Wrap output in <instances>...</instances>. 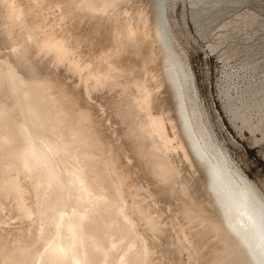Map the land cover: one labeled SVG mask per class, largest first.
Listing matches in <instances>:
<instances>
[{
	"label": "bare ground",
	"instance_id": "bare-ground-1",
	"mask_svg": "<svg viewBox=\"0 0 264 264\" xmlns=\"http://www.w3.org/2000/svg\"><path fill=\"white\" fill-rule=\"evenodd\" d=\"M16 1L21 3L18 12L24 21L20 20L18 12V18L13 12L8 15L3 8L4 1L0 0V264H171L172 260L194 251L182 240L177 225L182 227L183 233L186 226L192 227L195 224L191 222L198 220L203 223L201 226L208 227V230H199V236L209 232L214 237L208 256L211 264H264V193L257 182L235 164L220 142L217 143L197 78L184 48L176 43L168 12L180 4L184 20L203 35L212 23L251 0H149L155 13L153 37L161 57L164 80L161 79L181 141L180 152L170 154L160 149L155 138L136 130L130 133L137 156L143 160L147 175L157 187L149 191L150 200L143 196V185H139V181H129L128 172L118 158L120 154L114 147V151L111 150L112 145L106 139H101L89 119L77 110L76 113L64 110L65 104L58 110L56 99L49 94L50 80L35 69L38 41L48 42L52 49L47 46L46 50H56L51 46L54 44L49 43L54 41L48 40L53 31L47 28V33L51 31L47 36L46 31L44 34L39 31L38 41L29 37L30 32L41 29L40 20L46 17L40 19L38 14L40 20H37L36 14L30 16L24 0L23 3ZM37 7H41L39 3ZM244 8L222 25L224 29L218 32L213 46L222 47L227 57L243 50L254 66L258 58L264 59V19L259 13ZM48 15L51 16L49 12ZM59 28L57 26V30ZM250 39L255 41L250 43ZM133 70L135 68H132L134 74ZM112 80L114 84L120 79ZM134 81H126L123 86L133 88ZM244 92L235 96L226 92L224 108L232 121L241 118L243 125L254 130L253 115H258L259 121L264 119V77ZM132 99L130 93L125 92L117 102L116 118L124 123L137 114ZM109 148L111 152L105 155ZM184 163L196 173H203V183L198 181L204 189H197L206 191L207 194L200 195H208L206 198L214 213L202 209L204 202L201 203L206 199L201 201L198 197L201 203L199 199L197 203L194 201L193 196H199V192L191 196L193 199L190 197L197 189L189 190L188 195L187 179L181 181L180 178L193 179L196 173L193 170L192 177H186ZM162 181L165 184H161ZM194 186L191 188L197 185ZM177 199L182 200V204L174 211L172 206ZM159 201L167 203L174 211L172 217L178 221L163 216L164 207L157 208ZM179 214H183V220ZM187 222L190 223L187 225ZM187 227L183 234L188 239ZM168 244L173 252L168 250ZM157 248L160 256L154 257Z\"/></svg>",
	"mask_w": 264,
	"mask_h": 264
},
{
	"label": "rangeland",
	"instance_id": "rangeland-1",
	"mask_svg": "<svg viewBox=\"0 0 264 264\" xmlns=\"http://www.w3.org/2000/svg\"><path fill=\"white\" fill-rule=\"evenodd\" d=\"M3 1L1 0V2H3L2 3L3 8H6L4 9V11L8 15H10L11 12H13V14L16 13L14 16L15 17L17 16L18 18L17 12L21 8L19 7L21 6V3H19V1L16 0H12V1L3 0ZM24 1H25L24 3H26V5L30 9V16L32 14L33 17L34 14H36L34 18H36L37 20H40L42 17H46V19L51 18L50 20L49 19L46 20L45 18L44 19L42 18L40 21L42 24H44L45 27L40 23V26H42L41 27L42 30L39 28L40 30L38 29L37 31L30 32L29 37L32 36V39L35 41L37 40L36 36L38 35V32L40 31L39 34L40 33L44 34L45 31L47 33L46 30L47 28H51L50 30L56 33L55 35L52 34L53 33L52 32L50 33V37H48V40H52L55 42V43L49 42L51 44L52 43L54 44V45L51 44L49 45L56 47L54 48L56 50H50L52 49V47H49L47 45L48 42H42V41L40 42L37 40L39 47L38 48L39 57H37V63L35 64V69L37 73L39 72L38 74L40 75L42 72L41 76L44 79L50 80L49 88H48L50 91L49 94L51 95V97L53 96L52 98L54 100L56 99V103L58 104V110H62V108L60 107H63V104H65L64 106L66 105L67 106L63 107V109L65 108L64 110L69 111L70 113H73L74 110L76 113L77 110V113L80 112L79 114L83 115L85 119L87 120L89 119L91 121V124L94 125L101 139L102 140L106 139L105 141L109 142V145H112L111 147L109 146L111 150L113 149L112 151H114L115 148L116 152L120 154V156L118 155L119 156L118 158L124 164L126 172H128L127 177L129 176L128 177L129 181L130 180L131 182L132 180L137 182L139 181L138 184L143 185L142 189L143 191L145 190L144 192L142 191V193L144 194L143 196H147L146 198L150 200L151 198V196H149L150 192L155 191L157 187L153 183V181L149 178V175H147L146 167L144 166L143 160H141V157L137 156L135 147H133L134 140L130 133H132V130H136L145 133L148 137L155 138L160 149L166 153L172 154L173 152L174 153L180 152L179 148H181V141L179 139L178 131L175 126V122H173L174 121L172 117L173 111L171 110V106L169 104L170 101L168 99V96L166 95V91L164 90L165 89L164 82L162 81V79L164 80V77L162 73V63H161L160 53L157 50L158 49L157 44L154 43L155 41L153 37L154 36L153 26L155 22V13L152 9L153 5L151 1L149 0H97V1L95 0L94 1L93 0L95 3L92 0L90 1L89 0H49V2L48 0H36V3L35 0L34 1L28 0L29 2H26L27 0ZM32 1L35 6L33 5V3H31ZM21 2L23 3V0ZM38 3L39 6H41L39 8L37 7ZM84 3L86 5L88 3V5L87 6L83 5ZM93 3L94 5H92ZM31 4L33 5L34 8L32 7ZM51 5L52 7H54V9L51 7ZM12 6L14 7V10H12L13 8ZM84 6H86V8L88 7L87 10L86 8H84ZM240 6H236V8L234 9L235 12L234 10H232L235 14L231 11L229 12V14L228 13L225 14L219 20L212 23L211 26L206 29L203 35L197 33L193 24L188 23L186 20H184L182 15L183 11L180 4H178L177 7L174 8V10L168 9V12L173 25L172 26L173 31L176 34V39H175L176 43L177 45L180 44V46L184 48L183 50L186 52L188 60L197 78L199 90L202 95L206 111L209 115L210 127L212 129V132L214 133L217 143L220 142V144L226 149L230 157L233 159L235 164L250 178L255 180L259 185L260 189L264 193V119L262 121H259L258 115L254 114L251 119V122L253 125L256 124L255 127L256 129L251 130L248 126L243 125L241 118L239 119L237 118L232 121L230 113L227 112L224 108V105L226 103V98H225L226 92H228L231 96H235L237 94H242L251 85L259 84L262 77H264V65H263L264 59L258 58L257 59L258 63L255 64L254 66H251L250 65L251 62H249L250 56L245 51L242 50L232 57L229 56L227 57V55L226 56L224 55L222 51V47L213 46V44H215V42L217 41L218 32L224 29L222 25L226 21L232 20L234 16H236L239 10L245 9L244 7L259 13L260 17L264 19V0L263 1L251 0L247 4L243 5V7L242 5ZM50 7L52 9H50ZM31 9L32 10L35 9L34 10L35 12H32ZM52 10L55 11L53 12ZM90 10L92 13H90ZM41 12L42 13L44 12L43 13L44 16L43 14L41 15ZM48 12L51 16L48 15ZM18 13H19V18H21L20 20H22L23 18L20 15V12ZM38 14L41 17H39ZM52 17H55V19ZM63 18L67 20L65 21ZM48 21L49 23L47 24ZM57 26L58 28L60 27L58 30H57ZM115 28H117L116 31ZM51 31L48 30L46 36ZM152 41L154 43V46L153 43H150ZM249 41L250 43H253L255 40L250 39ZM43 45L46 46L45 50ZM47 46L50 49L46 50ZM1 51L2 49L0 48V54H2ZM154 52L155 54H153ZM156 54L157 56H155ZM3 55H5V59L7 61L10 60L8 56H6V54ZM95 59L97 60L95 61ZM132 68L133 69L135 68V70H133L134 74L132 72ZM159 68H161V70ZM125 73H127L128 76ZM135 73L138 75L139 78L134 77L136 76ZM130 74L131 75L133 74L132 76L133 78L131 77ZM92 76L94 77L92 78ZM87 78L88 80H86ZM112 79L114 80L120 79L119 80L120 82L116 80L114 81L113 84ZM121 79H123L122 82ZM129 80L130 81L135 80V81L133 88L131 87L127 89L125 87L128 86H123V85L127 83L126 81L129 82ZM110 81H112V83ZM103 87L106 89H104ZM132 89H134L133 92ZM125 92L130 93V96H132L133 98L132 100L135 103V108H136L135 111L137 114L134 118L135 120L132 118L131 120H128L127 122L124 123L120 121L118 118H116L115 112L118 109L117 102L119 100H122ZM135 94L138 95L136 96ZM116 95L117 97H115ZM142 96H144L145 98ZM143 99L145 100L143 101L145 103L142 102ZM69 108L73 110L71 111ZM138 108L140 109L138 110ZM110 148L105 150L104 153L105 155L106 154L108 155V153L111 152ZM138 159H140L141 161H139ZM184 165H186V169H187L184 170L186 173L185 174L183 172L184 175L186 177L187 175L192 177L191 173L193 172V170L196 173L195 169H191L192 167L190 166L189 169L187 166L188 164L186 163H184ZM184 165L183 167H185ZM195 173L193 174L194 176ZM199 173L200 171H197L196 177L193 176L195 179L180 178L181 181L187 179V184L189 185L186 186L188 189L186 191L189 192L190 190L191 192V189L196 190L197 188L204 189V186L202 185L203 173L201 174ZM194 180H196V182H194ZM198 180H201L202 183L199 184ZM162 182L163 183L161 184H165L164 181ZM190 183L195 184V186L197 185L198 187L196 186L195 189L191 188L194 185L191 186ZM196 183H198L199 185ZM154 185L155 188H153ZM146 189L148 191H146ZM190 192L188 195H190ZM198 192H199V196L197 195ZM205 192H206L205 190L198 191L197 189L196 191H194L195 194L191 192L192 194L190 195V197L193 195H197V197L193 196V198H195L194 201L196 203H197L196 200L199 199L198 197H200L201 201L203 199H206V201L203 200L202 203L200 199L198 200L200 201L199 203L201 204H203L204 202V208L202 207V209L203 210L207 209L206 211H210L214 213L211 203L206 198L208 197V195L203 197L204 196L203 194H207ZM201 193H203L202 194L203 196L200 195ZM186 195L187 194H185V196ZM162 203L163 205H161ZM174 203L175 204L172 206V210H174V208L175 209L179 208L180 205L182 204V200L177 199ZM166 205H167L166 202L159 201L157 208L164 207L162 209L165 211L163 216L165 218L167 217L170 218L172 217V215L174 216L173 212L175 210L172 211L171 208H169V206L167 205L168 208L166 211V207H167ZM179 215H181V217L180 216L178 217L182 218L183 220L184 218L183 214H179ZM174 220L178 221L177 218ZM198 221L196 222L194 221L195 223L193 221L192 222L190 221L191 224L192 223L195 224V225L192 224L195 227L189 226L190 222H187V225L189 224L188 227L186 226L189 232V234L188 233L186 234L188 239L184 235L187 232L185 229L186 227L184 228L185 232L183 231L184 233L183 234L181 232L182 227L180 228L179 225H177L178 228L177 227L176 228L178 229V231H180L179 233H181V236L183 237L182 240H184L187 243V246H190L191 249L193 248L192 250L194 251L192 254L189 253L185 254V257L189 256L190 258L188 257L187 259V257L186 258L178 257L175 260H172L171 264H176V262L178 263L179 260L180 261L182 260V262L185 264L187 263L192 264L194 262L195 264L196 263L211 264V262L208 261V256L211 253L214 237H211L212 234L211 233L208 234L209 232L206 233V235H204L203 237L199 236L200 233L198 234L197 232H199V230L200 232H202L204 229L208 230V227L206 228V225H204V227L203 225L201 226V224L203 223L200 222L201 223L200 224ZM199 225L200 227H198ZM208 236H210V238ZM210 240L212 241V243ZM168 245L169 246H167V248L168 250H170L171 244ZM157 252H158V248L156 249V254H155L156 256L154 257L160 256V253L158 254ZM171 252H173V250ZM195 256L198 259H196ZM189 260L192 261L189 262Z\"/></svg>",
	"mask_w": 264,
	"mask_h": 264
}]
</instances>
